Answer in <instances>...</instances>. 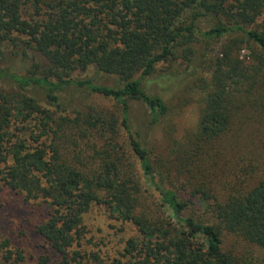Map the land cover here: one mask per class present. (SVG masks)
<instances>
[{
    "label": "trees",
    "instance_id": "1",
    "mask_svg": "<svg viewBox=\"0 0 264 264\" xmlns=\"http://www.w3.org/2000/svg\"><path fill=\"white\" fill-rule=\"evenodd\" d=\"M204 18L211 21L207 27L201 26ZM224 38L197 134L186 142L193 155L207 142L232 141L244 149L264 142L257 113L264 108V0H0V188L48 202V216L36 231L59 258L53 263L42 254L36 264H101L96 253L81 249L83 214L92 204L136 230L109 264H238L222 250L219 228L203 216L209 212L197 213L212 196L202 188L177 190L173 182L165 187L128 119V100L146 106L150 125L168 113L148 89L158 64L178 57L189 62L195 43L206 47ZM244 48L252 64L239 57ZM29 52L44 63L19 68ZM74 71L90 75L74 77ZM68 90L119 104L130 153L111 118L105 120L111 147L96 151L99 163L81 167L63 158L57 131L66 118L57 121L54 114L66 106ZM81 110L69 111L78 119ZM92 113L85 123L96 126L101 121ZM237 122L260 124L236 128ZM143 181L153 191H145ZM208 205L220 227L264 248V178ZM0 246V264H25L7 240Z\"/></svg>",
    "mask_w": 264,
    "mask_h": 264
},
{
    "label": "rangeland",
    "instance_id": "2",
    "mask_svg": "<svg viewBox=\"0 0 264 264\" xmlns=\"http://www.w3.org/2000/svg\"><path fill=\"white\" fill-rule=\"evenodd\" d=\"M210 24V20L202 19L201 26L207 27ZM226 39L210 42L206 47L202 42L195 43L194 54L189 62L178 57L158 64L150 77L148 89L164 100L168 113L157 124L150 125L146 106L140 101L128 100V119L134 134L136 133L149 150L156 174L160 175H156V178H164L165 187L173 182L177 190L192 191L195 187L202 188L212 196L207 203L198 204L197 213L209 212L203 213V216L219 228L222 250L238 264H264V248L220 227L208 205L214 199L222 200L234 193L245 192L255 182L264 178V142L262 144L259 140L254 147L248 146L244 149L232 141L222 140L204 143L203 148L195 155L193 151L187 152L191 149V146L186 144L187 140L194 138L198 131L204 93L206 84L210 81L213 61L220 55L221 45ZM239 57L246 64L255 61L246 48L240 50ZM40 60L43 64L44 60L38 54L29 52L28 57L18 62V65L19 68L27 69ZM14 64L17 65L16 62ZM72 75L83 78L90 74L88 71H74ZM104 81L111 83L109 78L101 77L100 82ZM64 99V110H56L54 117H57V121L62 117L66 118L67 125L57 129V143L63 158L69 163L85 167L97 160L96 151H105L111 147L105 124V120L111 118L117 120L119 138L126 152L130 153L125 130L120 124L121 113L117 102L80 90L69 91ZM73 109H82L78 119L69 111ZM89 109H93L92 114L100 118L101 122L96 126L85 123ZM243 111L245 109L241 110V113ZM257 113L263 118L258 120L264 125V108L260 107ZM259 124L237 122L233 125L238 128ZM130 158L141 177L139 162L133 156ZM143 188L145 191H153L144 181ZM48 212V202L42 196L26 198L23 192L2 186L0 244L1 241L7 240L8 247L19 252L25 264H36L42 254H50L52 262L55 263L59 257L52 255L51 248L36 231L37 225L47 218ZM83 226L81 249L84 252L96 253L101 264H109L118 258L124 241L129 236L136 235L132 224L112 217L99 204H92L83 214ZM3 253L4 248L0 246V259ZM88 264L97 263L90 261Z\"/></svg>",
    "mask_w": 264,
    "mask_h": 264
}]
</instances>
